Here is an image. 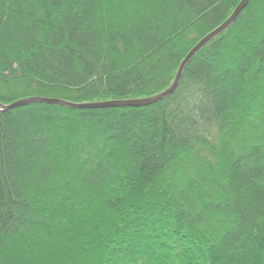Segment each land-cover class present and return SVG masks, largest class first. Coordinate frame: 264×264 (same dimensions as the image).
<instances>
[{"label":"trees","instance_id":"obj_1","mask_svg":"<svg viewBox=\"0 0 264 264\" xmlns=\"http://www.w3.org/2000/svg\"><path fill=\"white\" fill-rule=\"evenodd\" d=\"M241 1L0 0V100L157 95ZM246 6L159 102L0 111V264H264V0Z\"/></svg>","mask_w":264,"mask_h":264},{"label":"water","instance_id":"obj_2","mask_svg":"<svg viewBox=\"0 0 264 264\" xmlns=\"http://www.w3.org/2000/svg\"><path fill=\"white\" fill-rule=\"evenodd\" d=\"M249 2L250 0H242L239 3L238 7L234 10V12L232 13L229 19L223 22L222 25H220L219 27L215 28V30L211 31L210 34L200 39L201 41L196 46H194L190 50V53L181 61V65L177 72V76L174 79L173 83L171 84L170 88L165 91L160 92L157 95L149 96V98H138L137 100L127 99V100H116V101H105V102H94V103H83V104H76L73 102L70 103L62 99L59 100V99L51 98V97L47 98V97H42V96H39V97L33 96L29 98L18 99V101H14L10 104L3 105V109L7 110L9 108H14L18 106H26L31 103L40 102V101L46 102L49 104L55 103L59 105H68V106L76 107V108H84V107L86 108H94V107L105 108V107H116V106H120V107L136 106L138 107V106H148L149 104L159 102L161 99L167 97L168 95H170L177 89L178 83L182 76V72L184 68L186 67V65L188 64V62L190 61V59L201 49V47H203L208 42H210L213 37L222 33V31H224L225 29H227V27H229L232 24V22H234L238 18L239 14L243 11V9L247 7L246 5Z\"/></svg>","mask_w":264,"mask_h":264},{"label":"snow or ice","instance_id":"obj_3","mask_svg":"<svg viewBox=\"0 0 264 264\" xmlns=\"http://www.w3.org/2000/svg\"><path fill=\"white\" fill-rule=\"evenodd\" d=\"M53 3H56L57 5L59 4V0H53ZM3 110V102L0 100V111Z\"/></svg>","mask_w":264,"mask_h":264},{"label":"rangeland","instance_id":"obj_4","mask_svg":"<svg viewBox=\"0 0 264 264\" xmlns=\"http://www.w3.org/2000/svg\"><path fill=\"white\" fill-rule=\"evenodd\" d=\"M250 122H252V124H253L254 126H256V123H254L253 120H250V119H249L246 123L248 124V123H250ZM254 126H253V127H254Z\"/></svg>","mask_w":264,"mask_h":264}]
</instances>
